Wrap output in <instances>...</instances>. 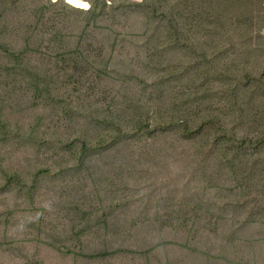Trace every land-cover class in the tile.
<instances>
[{
	"label": "rangeland",
	"instance_id": "rangeland-1",
	"mask_svg": "<svg viewBox=\"0 0 264 264\" xmlns=\"http://www.w3.org/2000/svg\"><path fill=\"white\" fill-rule=\"evenodd\" d=\"M80 1L0 0V264H264V0Z\"/></svg>",
	"mask_w": 264,
	"mask_h": 264
},
{
	"label": "trees",
	"instance_id": "trees-1",
	"mask_svg": "<svg viewBox=\"0 0 264 264\" xmlns=\"http://www.w3.org/2000/svg\"><path fill=\"white\" fill-rule=\"evenodd\" d=\"M65 2L75 8H80L79 4L76 2H72L70 0H65ZM88 3V1H87ZM104 6H106V0H93L91 1V4L89 8L87 9V12L92 17H97L102 10L104 9ZM0 48H3L6 50V46L0 42ZM11 55L15 56V62L18 65H24V56L23 51H12L10 52ZM60 57V56H59ZM62 60H64L63 57H60ZM65 61V60H64ZM72 61L74 63V67L77 69L80 67V63L83 61L80 55H76L72 58ZM32 71L34 74H32V78L35 81V90L37 92L38 96L46 97L49 100H53L57 103H61L63 106L67 105V98L65 95H55L52 90V78L45 72L40 71L38 68H33ZM72 74V73H71ZM64 110V109H63ZM93 112V111H92ZM111 124H113L111 122ZM2 127H5V124H2ZM85 138L82 136H76L74 139L68 140L66 143L60 142L65 148H74L75 142L78 143V148H75V160L77 162L81 161L87 154L92 152L100 151L101 149L105 148L108 141L104 138H101L96 144H87L84 140ZM240 143V140H239ZM50 173V169H44L40 170L39 172H34L31 175V181L28 184L26 180L21 176V174L17 171L9 172L5 169L1 171V175L3 177L2 182L0 183V190L7 191L10 189V187L15 186L19 189H26L30 191L33 187L35 188L36 183L38 182L39 177L42 174ZM69 251V250H67Z\"/></svg>",
	"mask_w": 264,
	"mask_h": 264
},
{
	"label": "bare ground",
	"instance_id": "bare-ground-1",
	"mask_svg": "<svg viewBox=\"0 0 264 264\" xmlns=\"http://www.w3.org/2000/svg\"><path fill=\"white\" fill-rule=\"evenodd\" d=\"M70 1H72V2H76V3H78L79 5L82 4V2H81L80 0H70Z\"/></svg>",
	"mask_w": 264,
	"mask_h": 264
}]
</instances>
